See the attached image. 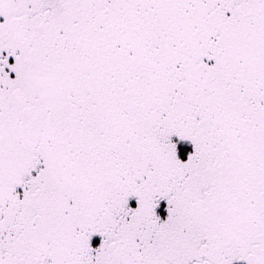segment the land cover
<instances>
[{"label":"snow or ice","instance_id":"6c2138e0","mask_svg":"<svg viewBox=\"0 0 264 264\" xmlns=\"http://www.w3.org/2000/svg\"><path fill=\"white\" fill-rule=\"evenodd\" d=\"M0 264H264V0H0Z\"/></svg>","mask_w":264,"mask_h":264}]
</instances>
